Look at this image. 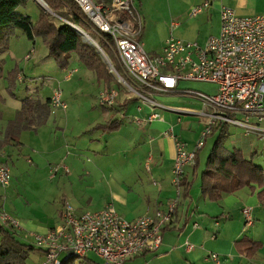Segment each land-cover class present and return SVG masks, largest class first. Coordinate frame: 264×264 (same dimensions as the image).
I'll return each instance as SVG.
<instances>
[{
	"label": "crops",
	"instance_id": "crops-1",
	"mask_svg": "<svg viewBox=\"0 0 264 264\" xmlns=\"http://www.w3.org/2000/svg\"><path fill=\"white\" fill-rule=\"evenodd\" d=\"M206 1L210 3L207 9L195 17L189 16L192 7L202 5ZM132 2L138 11L142 25L139 39L143 50L148 56L150 55L149 57L161 53L166 38L161 40L157 47L149 45L144 40L145 30L140 15H143L146 9L158 14L165 22L164 25L167 29H170V18L178 20L179 26L172 33L175 32L178 40L195 42L198 45L211 37L218 36L219 23L218 28L211 33L207 40H201L199 36L191 38L186 36V33L194 28L198 32L199 25L208 18H216L220 22V10L224 7L231 9L235 16L240 18L264 15V0H132ZM78 36L80 35L78 34ZM13 38L17 41L10 45ZM13 38L10 40L8 51L5 52L10 59L13 61L20 57L25 62L32 59L35 54L37 38L34 37L33 40H28L24 35L22 37H15L14 35ZM28 44H31V46L29 47ZM46 53L47 57L50 58L47 49ZM28 54H30L29 59L25 60V56ZM31 54H33L32 57ZM73 57L78 60L76 55H71L65 69H61L53 61L64 74V82L73 86L75 83L83 84L85 82L84 85L89 83L92 87H95L96 96L107 88L108 90H116L119 95L116 103L111 107L102 108L99 106L101 112L92 110L94 119L87 124H81L78 132L72 133L76 140L72 145L71 141L64 138V135L65 130L72 129V125L68 124V117L73 116L77 109L68 110L66 106V109L62 110L63 113L60 114L62 119H55L54 114L49 113L50 102L47 108L40 106L32 110L28 117L30 124L27 125V128H21L12 137H8L9 124L15 119L16 112L20 110L23 100L29 99L41 105L49 101L48 98L42 102L38 98H25L21 100L18 108H15L13 116H9L5 120L3 133L0 132V156H2L3 161L8 163V161H13L15 153L19 155L26 151L30 158L27 159V156H25V161L29 165L33 164V160L42 161L44 156L50 158L56 156L55 158L60 163L64 155L67 156L66 158L72 156L70 157L72 159L70 163L72 162L73 167L75 162L79 161V157L84 154L106 157L99 161L105 164L101 166L94 164L93 173L88 172L90 175H87L88 178L92 176L90 183L84 186V191L88 197V205L93 206V208L91 210L73 208L76 215L83 212H97L110 205L122 219L127 221L135 220L143 215L153 217L157 211L165 209V204L173 199L174 194L176 196L175 189L174 191L172 189L174 188L172 185V169L175 158V139L184 143L188 151H192L205 127L207 117L201 115L203 109L197 100L195 102V99L194 102H191L173 95L160 96L157 98H160L161 104L159 103V105L161 109L155 112L160 116V120L139 129L132 123V118H145L150 112L137 105L134 108H129L131 102L126 99L124 94L127 92L117 84L110 74L107 64L100 58L108 74L106 76L107 80H110L104 82L88 70L82 62V65H70ZM1 63L0 60V66ZM27 64H24L25 68ZM17 65L2 76L1 79L7 81V84L9 78L12 79L13 84L29 79L25 74L26 70L20 69ZM88 71L93 74L94 80L88 74ZM111 83L115 84L111 85ZM181 83L178 84V87L186 88L181 87ZM195 84L199 83L195 82ZM8 93L10 92L8 91ZM0 103H6L1 94ZM138 108H140L139 112ZM3 109H7V107ZM4 111L6 110L0 111V118L3 116ZM78 111H80L79 116L83 117L91 114L90 107H86L83 112L80 109ZM40 115L41 118L38 121ZM50 120L53 121V124L50 123ZM91 129L94 131L88 135L87 132ZM53 130L59 132L64 139L60 140ZM215 135L214 133L210 137ZM242 136L240 138H244V140L241 139V145L232 147L241 152H245L246 149L250 148L254 149L256 142L252 144L245 138L248 136H245L244 133ZM57 142L58 146L56 148L52 147V143ZM205 145L206 142L204 141L203 147L197 151L198 166ZM256 146L259 147L260 144L257 143ZM7 148L12 149V152L7 153ZM260 149L261 154L264 155V145ZM13 152L14 154H12ZM253 153L252 151L248 155ZM45 161L49 165V161ZM104 161H107V163ZM6 162H4L5 165H7ZM64 169H61L62 173H64ZM183 170V178L190 185V188L187 193L180 194L173 218L170 223L162 227L159 248L154 252L129 257L126 264H215L209 259L211 254L217 255L218 264H264V200L259 199L258 192L260 189L256 186H253V188L241 187L233 192H222L219 194V198L213 200L202 195L199 170L197 169L194 173L193 166H186ZM100 197L110 198L111 200L108 203L98 205ZM65 204L67 203L63 201L61 211L60 213L58 211L54 225L35 227L36 224L23 223V227L32 231L35 227L41 235L46 234L58 225ZM246 208L249 209L250 218V223L247 226L242 213V210ZM15 232L18 240L31 246L26 241L29 237L25 236L23 238L17 231ZM245 241L250 244L243 246L242 252L237 244ZM251 247H254L253 252H244L245 249ZM34 250L42 254L43 261V251L33 248L30 253ZM88 256L89 254L81 259L82 264H101L100 259L96 256H94L96 261L89 259ZM42 261L41 263H43Z\"/></svg>",
	"mask_w": 264,
	"mask_h": 264
},
{
	"label": "built area",
	"instance_id": "built-area-1",
	"mask_svg": "<svg viewBox=\"0 0 264 264\" xmlns=\"http://www.w3.org/2000/svg\"><path fill=\"white\" fill-rule=\"evenodd\" d=\"M71 1L80 9L84 24L91 27L92 32L110 37V50L117 67L84 30L67 21L64 23L80 37L85 35L90 40V43L84 41L100 53L119 86L152 109L161 108L156 101L160 96L195 99L203 109L201 115L207 117L192 151L175 139L172 185L176 196L165 204L163 211H157L153 217L143 215L127 221L110 205L97 212L76 215L73 207L65 204L56 227L41 236H27L34 240V247L43 251L42 264H62L71 258L83 259L87 254L96 256L101 264H126L129 257L159 248L161 229L170 223L177 208L183 168L194 166L195 154L214 126L233 125L243 129L245 136L256 135L264 140V15L240 18L231 9L222 8L219 34L209 38L203 47L175 39L172 31L179 26V21L171 20L170 36L164 41L161 53L149 57L139 39L142 25L132 0ZM209 5L206 1L192 7L189 16L201 14ZM49 12L55 16L51 10ZM29 56L26 55L25 60ZM180 82L214 85L216 92L210 95L182 89L178 87ZM118 96L115 90H104L98 96V104L102 108L111 107ZM49 102L53 108L66 109L60 90L54 91ZM137 110L139 112L140 108ZM156 120H160V116L150 112L145 118H132V123L142 129ZM64 171L68 173L67 169ZM51 174L53 177L54 173ZM9 180L8 167L0 165V188L7 187ZM242 213L247 226L249 209H243ZM0 224L19 228V224L1 212ZM209 259L218 264L216 254H211Z\"/></svg>",
	"mask_w": 264,
	"mask_h": 264
},
{
	"label": "rangeland",
	"instance_id": "rangeland-1",
	"mask_svg": "<svg viewBox=\"0 0 264 264\" xmlns=\"http://www.w3.org/2000/svg\"><path fill=\"white\" fill-rule=\"evenodd\" d=\"M34 1L38 4H36ZM34 1L29 0V2L25 6L18 8L17 11L22 15L28 16L33 22L38 18V16L43 14L48 17L49 20L55 25L65 24L64 21L75 24L72 15H70L69 12L64 10H51L52 14L57 16L55 17L50 14V9H45L41 6V3L37 2L36 0ZM140 16L145 30L144 40H146L149 45L157 47L161 40H163L164 38L167 39L170 36V29H167L165 27V22L158 14L150 12L149 9H146V12H144V14H141ZM171 20L174 19L170 18V21ZM218 23L220 26V22L218 21V19L208 18L199 25L200 29L198 32L197 29L194 28L190 32L186 33V36L191 38L199 36L201 40H207L209 36H211V33L218 28ZM77 26L84 30L86 34L91 36L92 33L88 31L83 24L78 23ZM14 35L15 37H22L19 31H15ZM172 36L176 39L178 38L175 32L174 34L172 33ZM79 40L82 44L84 42L85 45L90 46L80 36ZM14 41L16 42L17 40L13 38L10 45L14 43ZM205 42L206 41H204V43ZM204 43H200L201 47L204 46ZM28 45L29 47L31 46V44ZM18 50H20L19 47ZM95 52L97 53L98 57L102 59L100 53L97 50H95ZM106 54L110 58H112V54L110 52H107ZM32 55L33 54H31V57ZM0 60L2 61L1 66L3 69V76L6 72H8V70L18 64L17 67L22 70L25 69V74L29 78L24 79L23 81L15 82L13 89L10 91L11 93H8L7 91V81L5 82L4 79L0 80V94L4 97V100L6 102L4 104L0 103V111L6 110L3 112V116L0 118L1 133H3V130L5 128V120H7L9 116H13L15 108H18V105L21 100L25 98H38L41 102L47 98L48 100H50L54 91L57 90H60L61 100L67 106L68 110L77 109L74 112L73 116L68 117V124L72 125V129H68L67 131L65 130L64 135V138L71 141L72 145L76 141L72 133L78 132L81 127V124H87L88 122L94 119V116L92 115L94 114V112H92V110L101 112L98 104L99 95H95V87H92L89 83L84 85L85 82H83V84L75 83L74 86L65 83L64 74L55 65L53 60L47 57L46 48L42 44L41 39L37 38L35 54L33 55L32 59H29L28 62L23 61V59L20 57H17L16 60L12 61L7 53L2 54L0 56ZM24 64H27L26 68ZM74 64L82 65L80 61L73 57L70 61V65ZM113 65L115 68L117 67L114 61ZM88 74L91 75L92 79L94 80L93 74L89 71ZM113 84L115 83H111V85ZM180 86L186 87L182 89L198 91L210 95L215 94L216 92V86L214 85H204L200 83L195 84V82H182ZM77 88H79L78 91ZM124 94L126 96V99H129L131 102L129 104V108H134V106L137 105L143 110L147 109L151 113H155L161 109H152L147 107L133 93L127 92ZM177 97H179L180 99L194 102V99L188 97ZM159 99L160 98H156V101L161 104ZM5 107H7V109H3ZM86 107H90L91 114L85 117L79 116L80 111H78V109L83 112ZM49 113L54 114L55 119H62V116H60V114L63 113L61 109L51 107ZM50 123L53 124V121L50 120ZM93 131L94 130L91 129L87 132V134H92ZM226 131L227 136L224 140V146L227 150H234L232 146L237 147V145H241V139L244 140V138H240L243 137L242 135L244 131L243 129L235 127L233 125H228ZM53 132L54 134H56L57 137H59L60 140L64 139L59 132H56L55 130H53ZM216 137V135L213 137L209 136L205 140L206 145L203 149L204 151L202 153L199 166L197 168L200 173L205 168L208 154L213 146ZM245 138L252 144H254L255 142L256 143L254 149H246L245 152H242V154L248 156V154L253 151L255 153V156L253 157L254 165L264 170V155H262L260 151V148H262V145H264V140H261L259 136L254 135H250ZM257 143L260 144L259 147L256 146ZM57 146L58 142L52 143V147L56 148ZM6 152L11 153L12 149L7 148ZM205 152L208 153L205 155ZM25 153L26 151L19 155H16L15 153L13 161H8V163L6 161H3L2 156H0V164H5L4 162H6V166L8 167V170L10 172V180L8 186L4 189L0 188L1 214L8 216L14 222L19 224V228H15V231H17V233H19L23 238L25 236H31L30 234H33L35 236H41V233H39V230L35 227L54 225V223H56L57 213L58 211L59 213L61 211L60 209L62 207L63 201H65V203L69 204L74 209L91 210V208H93V206L88 205V197L86 195V192L84 191V186H87L90 183V178L92 176L88 178L87 175H90L88 174V172L93 173L95 167L94 164H96L97 166L105 164L100 163L99 161L106 157H99L92 154H84L79 157V161L75 162V166L73 167L72 162L70 163V161L72 160L70 157L72 156L66 158L67 156L64 155L61 163L57 160V158H55L56 156L51 158L44 156L42 158V161L33 160V164L29 165L25 161V156H27V159L30 157L28 153ZM12 154H14V152ZM45 160L49 161V165H47ZM104 162L107 163V161ZM36 166L38 169L36 168ZM64 168H67L69 171L67 174L64 171L66 175L62 173V170ZM51 173H54L53 178H51ZM172 189L174 191V188ZM173 198H175V194ZM110 200V198L100 197L98 205L108 203L110 202ZM23 223H33L37 226L33 227L32 231L23 227ZM26 241L30 243L33 248H36L34 247L35 242L34 240H32V238H28ZM42 258V254L34 250L30 253V258L28 261L29 264H40ZM88 258L96 261V258L93 254H89ZM60 259H63V256H61ZM68 262L73 264L83 263L80 258H71Z\"/></svg>",
	"mask_w": 264,
	"mask_h": 264
},
{
	"label": "trees",
	"instance_id": "trees-1",
	"mask_svg": "<svg viewBox=\"0 0 264 264\" xmlns=\"http://www.w3.org/2000/svg\"><path fill=\"white\" fill-rule=\"evenodd\" d=\"M50 10H64L72 15L75 25L81 23L90 31L91 38L105 52H110L112 47L111 39L107 35L92 32L91 27L85 25V18L77 5L71 0H42ZM29 0H0V56L8 51L10 40L14 37V32L19 31L28 40L40 38L48 51V55L61 68L65 69L71 55H76L83 65L94 73L99 79L108 82L107 73L95 50L81 43L76 31L66 24L55 25L45 15H40L33 22L28 16L20 14L17 10L25 6ZM74 24V23H73ZM86 30V31H87ZM111 61L115 62L113 56ZM116 63V62H115ZM2 68L0 66V79L2 78ZM7 90L10 92L14 84L9 78ZM107 86V85H105ZM108 90V89H106ZM11 93V92H10ZM48 102V103H47ZM49 101L44 104L25 99L21 102V108L16 112L15 119L9 124L8 137H12L21 128H27L30 124L28 120L32 110L43 107L47 108ZM42 115V114H41ZM38 116V121L41 118ZM227 127L216 125L211 134H216V139L208 154L204 170L200 173L199 181L202 195L210 199L219 198L222 192H233L241 187L256 186L260 189L259 199L264 200V170L255 166L253 157L255 153L243 155L238 149L227 150L224 140L227 136ZM208 136V137H209ZM195 154L194 173L197 171L198 157ZM182 178L181 194L188 192L190 185ZM248 241L239 242L237 245L243 252V246H248ZM254 247L244 250L246 253L253 252ZM33 248L22 243L17 238L15 229L7 225L0 224V264H28V257ZM40 251V250H39ZM70 260V259H69ZM65 260L62 264H71Z\"/></svg>",
	"mask_w": 264,
	"mask_h": 264
},
{
	"label": "bare ground",
	"instance_id": "bare-ground-1",
	"mask_svg": "<svg viewBox=\"0 0 264 264\" xmlns=\"http://www.w3.org/2000/svg\"><path fill=\"white\" fill-rule=\"evenodd\" d=\"M36 1L41 3L40 0H36ZM82 37L87 43H90V40L85 35H82Z\"/></svg>",
	"mask_w": 264,
	"mask_h": 264
},
{
	"label": "water",
	"instance_id": "water-1",
	"mask_svg": "<svg viewBox=\"0 0 264 264\" xmlns=\"http://www.w3.org/2000/svg\"><path fill=\"white\" fill-rule=\"evenodd\" d=\"M42 3H44L42 0H40ZM44 5L46 6V4L44 3ZM47 7V6H46Z\"/></svg>",
	"mask_w": 264,
	"mask_h": 264
}]
</instances>
